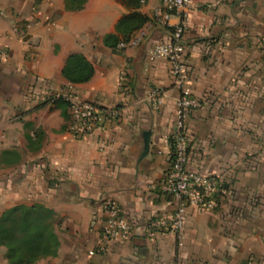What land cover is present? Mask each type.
Returning <instances> with one entry per match:
<instances>
[{"label":"crops","instance_id":"crops-1","mask_svg":"<svg viewBox=\"0 0 264 264\" xmlns=\"http://www.w3.org/2000/svg\"><path fill=\"white\" fill-rule=\"evenodd\" d=\"M161 6L142 0L136 11L149 19L147 35L118 50V25L135 11L121 0H0V222L13 208L42 206L54 212L59 240L55 256L33 264H264V0H192L187 12L185 63L200 103L186 123L188 168L216 180L217 207L187 206L181 245L171 231L147 229L179 205L158 188L171 165L179 97L170 63L148 57L179 22L157 24ZM73 55L93 68L88 81L64 75ZM58 92L119 116L73 136ZM107 200L133 233L91 254ZM6 254L0 244V264H10Z\"/></svg>","mask_w":264,"mask_h":264},{"label":"built area","instance_id":"built-area-1","mask_svg":"<svg viewBox=\"0 0 264 264\" xmlns=\"http://www.w3.org/2000/svg\"><path fill=\"white\" fill-rule=\"evenodd\" d=\"M161 2L162 6L154 11V21L161 26H170V20L176 15L179 22L172 26V38L169 41L156 43L149 50L148 57L150 60L166 59L170 63V76L179 91V97L175 104V132L171 165L158 182V188L162 193L176 198L179 205L172 215L152 219L147 229L150 233L155 230L171 231L181 245L187 206H196L201 210L215 209L217 207L215 197L217 182L214 178H208L188 168L189 139L186 133V123L190 111L200 106L189 85L185 63L187 48L182 41L186 29L187 12L192 0H161ZM146 35V30L141 28L134 32L127 41H120L116 49L123 50L137 46ZM54 97L63 98L68 102L70 114L67 131L76 137L88 136L105 122L119 116V112L115 109H104L71 93L58 92ZM150 97L155 104L162 103L158 89H153ZM104 208L106 218L100 234V243L96 250L90 251L91 254L105 252L113 241H128L133 233L132 223L123 214L116 201H105Z\"/></svg>","mask_w":264,"mask_h":264},{"label":"trees","instance_id":"trees-1","mask_svg":"<svg viewBox=\"0 0 264 264\" xmlns=\"http://www.w3.org/2000/svg\"><path fill=\"white\" fill-rule=\"evenodd\" d=\"M121 1L135 11L120 21L118 29L124 37L115 40L113 49L117 48L120 41H127L133 32L141 29L149 20L136 11L142 5V0ZM93 72V68L78 55L71 56L64 69V75L72 83L88 81ZM53 219L54 212L42 206H19L3 215L0 222V244L7 248L6 256L10 264H33L41 258L57 254L59 240Z\"/></svg>","mask_w":264,"mask_h":264},{"label":"water","instance_id":"water-1","mask_svg":"<svg viewBox=\"0 0 264 264\" xmlns=\"http://www.w3.org/2000/svg\"><path fill=\"white\" fill-rule=\"evenodd\" d=\"M145 143H146V148H148V146H149V139H146Z\"/></svg>","mask_w":264,"mask_h":264}]
</instances>
